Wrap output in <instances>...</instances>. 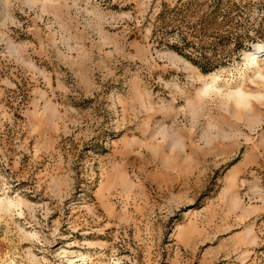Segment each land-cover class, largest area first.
Here are the masks:
<instances>
[{"label":"rangeland","instance_id":"1","mask_svg":"<svg viewBox=\"0 0 264 264\" xmlns=\"http://www.w3.org/2000/svg\"><path fill=\"white\" fill-rule=\"evenodd\" d=\"M264 0H0V264H264Z\"/></svg>","mask_w":264,"mask_h":264},{"label":"bare ground","instance_id":"2","mask_svg":"<svg viewBox=\"0 0 264 264\" xmlns=\"http://www.w3.org/2000/svg\"><path fill=\"white\" fill-rule=\"evenodd\" d=\"M245 55L249 59L251 65L258 66L259 57L261 61H264V45L255 44L253 50L246 51Z\"/></svg>","mask_w":264,"mask_h":264}]
</instances>
